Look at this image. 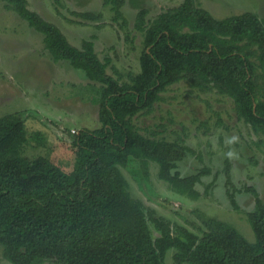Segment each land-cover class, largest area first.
Wrapping results in <instances>:
<instances>
[{"label":"trees","instance_id":"trees-1","mask_svg":"<svg viewBox=\"0 0 264 264\" xmlns=\"http://www.w3.org/2000/svg\"><path fill=\"white\" fill-rule=\"evenodd\" d=\"M35 31L53 61L67 60L87 79L102 84L98 108L101 124L74 135L75 158L69 172L45 156L22 154L29 136L23 119L10 113L0 117V246L11 264H164L175 249L178 264H264V199L254 187L246 212L254 233L247 240L227 222L210 219L200 236L182 227L173 233L170 222L130 194L121 167L136 161L148 177L149 162L158 165V177L174 192L192 199L195 185L210 174L202 167L186 176L177 164L194 150L166 139L145 135L133 123L149 115L172 84L186 79L191 88L215 89L228 97L239 121L264 136V25L251 12L217 19L196 0L146 20L141 8L134 28L143 35L140 73L121 82L107 73L110 58L101 60L92 40L70 43L54 23L29 9L27 0H2ZM125 0H103L113 19H126ZM95 19L96 14H83ZM93 38V37H92ZM43 133L32 138L41 141ZM260 142H264L262 139ZM225 193L234 198L230 161L224 160ZM214 184L209 182L206 190ZM151 223L158 232L153 238Z\"/></svg>","mask_w":264,"mask_h":264},{"label":"rangeland","instance_id":"rangeland-1","mask_svg":"<svg viewBox=\"0 0 264 264\" xmlns=\"http://www.w3.org/2000/svg\"><path fill=\"white\" fill-rule=\"evenodd\" d=\"M197 4L217 19L242 12L254 13L264 25V0H196ZM29 9L57 25L72 45L79 47L83 39L92 40L101 60L111 59L107 73L121 82L140 73L139 57L143 51V35L134 28L137 12L146 8V20L176 7L182 0H125L121 11L126 19L114 20L109 5L103 0H27ZM83 14H96L95 19ZM93 37V38H92ZM102 84L87 79L81 69L67 60L53 61L43 42V35L30 27L0 0V117L14 113L25 123L29 136L22 154L29 158L45 156L66 172L75 158V133L101 126L98 108ZM133 123L145 135L187 145V154L177 164L183 175L195 174L208 167L210 174L195 185L196 199L170 189L158 177V165L149 162L148 177L136 161L120 168L132 197L139 199L146 211L154 210L170 222L172 232L180 228L200 236L210 219L232 225L247 240L254 233L246 212L253 197L245 191L254 187L264 199V136L239 121L232 101L209 89L191 88L186 79L169 86L149 115H138ZM42 132L41 141L32 133ZM230 161V177L235 187L234 198L240 212L233 210L225 193L224 160ZM212 187L206 190L209 182ZM152 237L158 232L149 223ZM175 249L165 254L164 264H178ZM0 264H11L2 254ZM43 264H53L45 262ZM186 264V263H182Z\"/></svg>","mask_w":264,"mask_h":264}]
</instances>
